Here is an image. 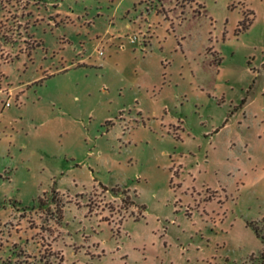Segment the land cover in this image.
Here are the masks:
<instances>
[{"label": "rangeland", "instance_id": "374dc122", "mask_svg": "<svg viewBox=\"0 0 264 264\" xmlns=\"http://www.w3.org/2000/svg\"><path fill=\"white\" fill-rule=\"evenodd\" d=\"M0 72V264H264V0H0Z\"/></svg>", "mask_w": 264, "mask_h": 264}, {"label": "built area", "instance_id": "2783aa9c", "mask_svg": "<svg viewBox=\"0 0 264 264\" xmlns=\"http://www.w3.org/2000/svg\"><path fill=\"white\" fill-rule=\"evenodd\" d=\"M137 37H132V41H136ZM103 52L100 51V54H102ZM0 94H6L8 96V101L5 103L6 107H10L11 104L9 102V98H10V92L7 88H5L3 86V74L0 72Z\"/></svg>", "mask_w": 264, "mask_h": 264}, {"label": "crops", "instance_id": "0c3cea01", "mask_svg": "<svg viewBox=\"0 0 264 264\" xmlns=\"http://www.w3.org/2000/svg\"><path fill=\"white\" fill-rule=\"evenodd\" d=\"M128 28H130V26H128ZM4 87L6 88V86H4ZM55 191L60 192L58 189H56Z\"/></svg>", "mask_w": 264, "mask_h": 264}, {"label": "trees", "instance_id": "16d2710c", "mask_svg": "<svg viewBox=\"0 0 264 264\" xmlns=\"http://www.w3.org/2000/svg\"><path fill=\"white\" fill-rule=\"evenodd\" d=\"M106 188V187H105ZM107 189V188H106Z\"/></svg>", "mask_w": 264, "mask_h": 264}]
</instances>
